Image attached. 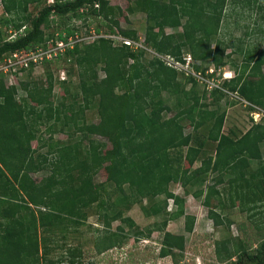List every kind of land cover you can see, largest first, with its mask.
<instances>
[{
  "label": "trees",
  "instance_id": "trees-1",
  "mask_svg": "<svg viewBox=\"0 0 264 264\" xmlns=\"http://www.w3.org/2000/svg\"><path fill=\"white\" fill-rule=\"evenodd\" d=\"M43 2L0 0L12 24L7 37L3 25L8 21L0 16V62L16 52L46 50L63 40L66 51L54 59L44 58L42 64L60 68L61 60L72 62L68 75L77 80H58L48 69L47 86L20 82L26 95L19 98L18 86L8 85L0 75V264H39L41 243L45 251L49 241L57 247V232L85 225L91 211L104 226L95 241L98 253L122 247L132 236L150 238L154 230L162 233L156 256L182 264L187 249L184 234L164 231L167 220L145 230L125 217L139 203L147 215L185 217V229L191 232L195 216L185 212L184 198L171 189L173 183L202 200L216 226L231 225V210L246 214L238 225L239 235L215 241L218 262L233 258L232 264H264V123L254 122L243 133L237 127L226 131L227 111L220 107L228 90L264 109V46L259 43L264 40V25L255 24L245 33L260 37L252 49L244 51V40L239 38L238 51L244 55L237 62L226 51L231 43L220 35L229 0H135L127 12L145 13L143 39L137 29L120 26L121 8L110 0H54L42 6ZM30 5L41 8L33 14ZM90 16L103 18L109 33L118 34L120 40L100 35L97 27L99 36L85 42L78 36L79 27L66 22L69 17ZM60 22L64 28H58ZM53 25L59 30L57 36L47 32ZM135 43L142 46L135 49ZM188 54L201 62L193 69L208 78L216 73L204 68L205 62L217 68L231 64L235 75L200 93L196 88L200 79L188 74L185 81L192 83L188 89L180 79L186 72L168 60L186 63ZM35 66L30 61L20 70L31 73ZM56 84L63 93L54 97ZM208 93L211 103L205 101ZM172 95L177 111L169 116L175 109L168 101ZM92 110L98 121L87 117ZM186 120L192 126L189 132ZM41 126L50 137L56 133L67 137L44 138ZM211 143H215L212 154ZM44 146L48 150L42 153ZM103 169L106 179L95 181L94 175ZM43 170L49 173L40 179L32 176ZM170 198L176 205L173 211L167 210ZM116 220L128 223L130 230L126 232L121 224L111 231ZM248 220L253 233L246 229ZM39 228L49 235H39ZM69 254L75 264L82 251L75 248ZM151 254L146 250L134 261L145 262Z\"/></svg>",
  "mask_w": 264,
  "mask_h": 264
},
{
  "label": "rangeland",
  "instance_id": "rangeland-1",
  "mask_svg": "<svg viewBox=\"0 0 264 264\" xmlns=\"http://www.w3.org/2000/svg\"><path fill=\"white\" fill-rule=\"evenodd\" d=\"M54 0H44L43 5L51 4ZM135 0H110L111 4L117 5L121 8L122 15L118 17L120 21V26L122 28H135L138 30L139 36L143 39L146 31L147 26V18L145 13L143 12H127V8L133 5ZM245 0H229L228 4V12L224 17L222 23V30L220 32L221 38H226L229 43H231V47H229L226 51L227 53H232L231 60L235 59L237 62H241L243 59L245 49H252L260 40V37L254 34L245 35L246 32L251 31L255 24L257 25H264V0H250L251 6L244 2ZM41 6L37 5H30L29 11L33 14H36L40 10ZM84 10V9H83ZM81 10V11H83ZM80 11V12H81ZM0 16L2 19L7 20L3 28L6 31V36L12 29V24L9 21V15L4 12V8L0 6ZM128 17V19H126ZM70 18V19H69ZM66 18V22L73 23L74 25L79 27V38L85 42H91L93 38L98 35L96 28L99 27L101 30L100 35L103 34L106 37H116L117 40H120L121 36L118 34H110V30L106 25V21L99 17L96 18L95 16H90L89 18L85 19L82 17L81 19L76 18ZM59 22V20L57 21ZM64 24V22H63ZM58 28H64V25L59 24ZM58 28L57 25L50 26L47 28V32L54 33L55 36L58 35ZM167 32H174L173 28H167ZM99 36V35H98ZM59 37V36H58ZM231 40H230V39ZM244 40L243 47L244 51H238L239 40ZM71 42L73 41L70 39ZM119 43V41L117 42ZM242 43V42H241ZM260 46H264V40H261ZM133 45V43H132ZM142 46L141 43H135L134 48H138ZM62 52L66 51V48L61 50ZM151 52V51H149ZM153 53L151 52L150 56ZM190 55H185L187 61H189ZM150 58V57H148ZM229 59V60H230ZM41 63V64H40ZM36 63V66L33 68L32 72L29 73L27 71H21L18 67L17 70L12 73L8 72L3 66L0 67V75L3 74L4 80L8 85L15 84L18 86L19 91L17 96L22 98L26 95V92L19 86L20 82H37L39 84L47 86V70L51 69L54 71L55 76L58 80H63L67 78L70 79L72 76L68 75V70L73 63L68 61L59 62L62 66L57 68L54 64H42V62ZM199 61H194L190 63H184L179 65V68H182L186 73H182L180 75V79L184 82L189 75L197 76V90L201 93L203 90H206L208 82L210 88H213V85L216 84L214 79L216 80H223L224 78H230L235 75L233 67L231 64H227L225 66H221L217 68L212 62H205L202 66L205 68H209V72L211 73L212 70L216 73L215 78H208L206 74H199L193 69V64H200ZM14 74H16L14 76ZM101 76L104 75L103 71H100ZM196 74V75H194ZM74 76V75H73ZM73 80H77L74 76L72 77ZM71 78V79H72ZM195 78V77H194ZM196 79V78H195ZM206 80V81H205ZM186 82V88L190 89L191 82ZM62 87L58 84L54 86L53 94L58 96L63 93ZM208 90V89H207ZM209 91V90H208ZM209 94V93H208ZM205 98L206 102H212L213 99L209 95ZM207 99V100H206ZM169 104L174 107L176 99L175 96L169 97ZM235 104H232V102ZM231 102V104H230ZM228 103V104H227ZM221 109H226V121H225V130L228 131L229 128L237 127L241 133L246 132L254 122H261L264 123V109L250 104L247 101L241 100L237 95L230 93L226 90V96L220 102ZM175 108V107H174ZM213 108V107H212ZM177 109H172L168 115H174ZM89 120L91 121H98V115L96 111H89L87 114ZM187 128L185 129L186 132L191 130L190 123L186 120ZM40 132L44 138H49L50 133L46 131L45 126L40 127ZM54 136V137H53ZM54 138L57 141L60 139H65L66 133H56L53 134L50 138ZM33 146L37 147L38 142L33 141ZM209 148L211 154L215 152V143L209 144ZM48 150V146H44L40 148V152L45 153ZM264 152V147H263ZM188 165V163H185ZM199 163H195L194 166H198ZM252 166L255 168L257 167V161H252ZM49 173L48 170L39 171L37 173H33L32 176L40 179V177L45 176ZM107 177L106 171L103 169L96 175H94L95 181L101 182L105 180ZM228 177V175H227ZM226 177V178H227ZM223 185H219L221 188ZM171 189L174 191L175 194H178L184 198V210L188 214H193L195 216L194 228L191 232L186 231L185 229V217H179L177 219H168V215L161 214V215H147L144 210L142 209V205L137 203L131 206L127 212H125V217L129 216L135 222V225L141 229L147 230L148 227H154L155 224H161L162 222L167 220V224L164 227L165 230H170L175 234H184L186 237V253L185 257L182 260V264L189 263V264H232V261L235 259H231L225 261L224 263L218 262L216 253H215V241L219 240L226 236H237L241 232L238 230V225L241 221L246 219V214H243L240 211H229L228 219L231 220V225L228 227L227 225L224 226H216L214 220L210 217L209 208L202 204V200L199 198L194 197L191 194H185L184 189L180 185V183H173L171 185ZM224 192V191H223ZM160 198H163L160 196ZM147 199L144 200V204H146ZM176 208L174 200L172 198L168 199L167 210L173 211ZM263 215V214H262ZM246 223V229L253 233V226L250 224L249 220ZM125 228V231L128 232L130 230V226L128 223L121 222V220H116L111 224V231H115L117 226L121 225ZM71 226L69 229L66 230L64 234L57 232V244L58 246L55 247L53 242H48V247L45 251L44 243L40 245V254L39 264H45L48 259L55 260L54 264H71L69 258V251L79 248L82 251V255L76 259L75 264H173L171 257H157L156 254L159 252L161 247L160 238L162 237V233L158 231L152 232V236L150 238H141L140 240H135V237H132L127 241L122 247H116L111 250L105 251L104 253H98L95 249V241L100 231L104 229V226L99 221V216L95 213V211H91L85 225H82L78 229ZM69 230L71 232H69ZM135 230V229H134ZM43 230L39 228V235H49L48 233H42ZM253 244V243H251ZM256 244L253 245L252 249L256 248ZM49 248V249H48ZM150 250L153 254L146 259L145 262L141 261L140 263H136L134 260L137 259L136 256L141 257L142 254L146 251ZM146 255V254H145ZM144 255V256H145ZM156 256V257H155ZM142 258V257H141ZM62 259V262H60Z\"/></svg>",
  "mask_w": 264,
  "mask_h": 264
},
{
  "label": "built area",
  "instance_id": "built-area-1",
  "mask_svg": "<svg viewBox=\"0 0 264 264\" xmlns=\"http://www.w3.org/2000/svg\"><path fill=\"white\" fill-rule=\"evenodd\" d=\"M125 42L130 44L132 41L125 39ZM73 44L74 41H72V43H69L71 47H73ZM66 47L67 44L63 40H58L54 46H50L46 50L41 48L37 51H31L27 53L16 52L12 54V56L8 57L5 61L0 62V67L3 66L6 70H8V72L13 73L20 66L29 67L30 61H33L35 63H40L44 60V58H47L49 60L54 59L59 54V52H62L61 50L65 49ZM168 60L170 63H173L175 66L179 67V65H181L180 62H175L171 58H168Z\"/></svg>",
  "mask_w": 264,
  "mask_h": 264
},
{
  "label": "clouds",
  "instance_id": "clouds-1",
  "mask_svg": "<svg viewBox=\"0 0 264 264\" xmlns=\"http://www.w3.org/2000/svg\"><path fill=\"white\" fill-rule=\"evenodd\" d=\"M129 40H130V39H129ZM124 41H125V40H124ZM131 43H132V42H131ZM189 57H190V59H189V61H187V60H186V61H187V62H186V64H187V63H189V62L191 63V61H192V58H191V56H189ZM168 58H169V57H168ZM173 61H174V60H173ZM181 64H183V65H184V63H181ZM19 68H20V67H19ZM208 71H209V69H208ZM210 71H212L211 73H214L213 71H216V70H212V69H211ZM14 72H15V71H14ZM14 72H13V73H14ZM199 74H201V73H199ZM232 77H233V76H232ZM213 78H215V77H213ZM230 78H231V77H230ZM226 79H228V78H226ZM205 81H206V80H205ZM214 81L216 82V84H215V85H213V87L220 86V85H219V80H216V79H214ZM206 84H207V89H208V90H211L212 88L208 87V86H209V84H208V82H207V81H206ZM235 95H236V94H235ZM237 96H238V95H237ZM238 97H239V96H238ZM239 98H240V97H239ZM240 99H241V98H240ZM241 100H243V99H241ZM244 101H245V100H244ZM199 264H200V263H199Z\"/></svg>",
  "mask_w": 264,
  "mask_h": 264
}]
</instances>
